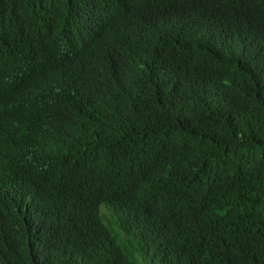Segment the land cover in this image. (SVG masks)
I'll use <instances>...</instances> for the list:
<instances>
[{"label":"trees","instance_id":"trees-1","mask_svg":"<svg viewBox=\"0 0 264 264\" xmlns=\"http://www.w3.org/2000/svg\"><path fill=\"white\" fill-rule=\"evenodd\" d=\"M16 147L71 178L0 264H264V0H0Z\"/></svg>","mask_w":264,"mask_h":264},{"label":"clouds","instance_id":"clouds-1","mask_svg":"<svg viewBox=\"0 0 264 264\" xmlns=\"http://www.w3.org/2000/svg\"><path fill=\"white\" fill-rule=\"evenodd\" d=\"M31 164L32 156L18 147L0 156V238L9 230L21 236L41 237L58 214L62 203L57 192L67 188L71 175L67 171L46 174L40 169L31 179L20 180V172ZM101 209L116 234L126 235L122 217L107 211L106 205Z\"/></svg>","mask_w":264,"mask_h":264},{"label":"rangeland","instance_id":"rangeland-1","mask_svg":"<svg viewBox=\"0 0 264 264\" xmlns=\"http://www.w3.org/2000/svg\"><path fill=\"white\" fill-rule=\"evenodd\" d=\"M140 264H143V263L140 261Z\"/></svg>","mask_w":264,"mask_h":264}]
</instances>
